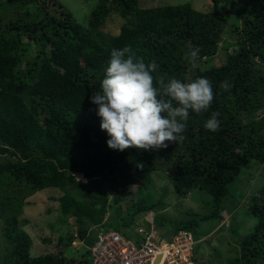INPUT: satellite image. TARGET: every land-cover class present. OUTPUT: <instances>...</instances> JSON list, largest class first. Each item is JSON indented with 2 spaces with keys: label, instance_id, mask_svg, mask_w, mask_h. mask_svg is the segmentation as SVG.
<instances>
[{
  "label": "trees",
  "instance_id": "obj_1",
  "mask_svg": "<svg viewBox=\"0 0 264 264\" xmlns=\"http://www.w3.org/2000/svg\"><path fill=\"white\" fill-rule=\"evenodd\" d=\"M95 1L83 25L53 0H0V235L6 244L0 264H90L85 240L114 231L104 222L109 200L130 195L134 214L150 211L154 204L139 199L137 185L158 170L179 199L196 190L211 198L208 215L197 222L187 214L176 232L193 234L200 221L216 219L233 233L238 251L227 264H264V184L244 202L256 221L246 235L227 210L240 173L252 163L264 165V0H210L211 12L188 3L141 8L143 0ZM113 15L122 24L109 35L102 27ZM125 46L145 63L155 60L166 78L211 82L212 105L207 112L190 111L182 142L149 151L107 147L91 97L100 90L112 49ZM193 47L201 49L195 69L185 59ZM219 52H227L224 62L205 67ZM226 79L229 90L220 87ZM213 111L220 113L216 132L204 127ZM51 188L62 192L61 214L77 224L81 253L70 248L73 236L65 243L59 237L46 254L32 252L22 205ZM42 242L54 244L49 237Z\"/></svg>",
  "mask_w": 264,
  "mask_h": 264
},
{
  "label": "rangeland",
  "instance_id": "obj_2",
  "mask_svg": "<svg viewBox=\"0 0 264 264\" xmlns=\"http://www.w3.org/2000/svg\"><path fill=\"white\" fill-rule=\"evenodd\" d=\"M53 1L54 4L63 5L73 14L77 22L83 25L86 24L87 17L96 4L95 0ZM186 3L200 12L212 11L210 0H143L139 5L141 8H150L164 5L176 6ZM29 10H31V6H29ZM32 10L34 9L32 8ZM121 24L122 19L113 15L108 18L102 27V31L109 35H116ZM231 45V41L227 39V43L224 46V48L228 49L227 52L233 49ZM227 52H219L217 56L209 59L205 67L222 64ZM3 158L0 157V159ZM77 181L86 183L80 176L77 177ZM235 182L229 188L231 199L227 205V210L231 212L232 219L231 217L230 219L234 220L233 222L238 226L239 234L246 235L254 227L256 221L248 215L247 206L244 205V202H246V198L257 192L261 184H264V165L252 163L248 169L240 173ZM137 188L136 194L141 195L139 199H143L146 204L153 203L154 208L150 211L134 214L136 207L132 205L133 196L129 195L126 200L119 203L109 200L107 215L104 220L105 223L111 224V230L118 232L125 239L133 241L135 244L140 242L136 230L139 227L147 228L145 217L149 213H153L157 237L161 240H170L177 233V222L188 219L187 214L195 215V220L197 221L199 217L208 215L210 212L211 198L206 192L196 190L185 198L179 199L164 170L145 174ZM61 195L62 192L51 188L38 191L24 200L22 205L23 214L20 219L28 220L27 224L23 225V229L32 239L33 253L46 254L50 251V247L55 248L59 237L65 243L69 236L74 237V241L70 243V248L77 253L83 251V244L77 237V224L72 218H64L60 212V205L57 199ZM123 222H126L127 225L124 226ZM218 224L216 219H210L200 221L199 225L193 228V238L196 242L194 246L195 264H227L229 260L238 256L233 233H228L222 227L219 228ZM1 228L2 225L0 224V230ZM97 231L99 229H96L95 233ZM45 237L52 239L54 244H50V242L44 244L42 239ZM94 242V237L86 239V248L89 249ZM5 246V239L0 235V252L3 251Z\"/></svg>",
  "mask_w": 264,
  "mask_h": 264
},
{
  "label": "clouds",
  "instance_id": "obj_3",
  "mask_svg": "<svg viewBox=\"0 0 264 264\" xmlns=\"http://www.w3.org/2000/svg\"><path fill=\"white\" fill-rule=\"evenodd\" d=\"M200 51L193 47L185 56L193 69L198 67ZM158 69L155 60L145 63L131 46L112 49L100 90L91 97V103L97 106L100 128L109 137V149L149 151L166 148V142H182L190 111L201 113L210 109L214 93L207 78L182 82L175 77L166 78ZM220 87L229 90L231 85L226 79ZM219 115L213 111L205 129L218 131Z\"/></svg>",
  "mask_w": 264,
  "mask_h": 264
},
{
  "label": "built area",
  "instance_id": "obj_4",
  "mask_svg": "<svg viewBox=\"0 0 264 264\" xmlns=\"http://www.w3.org/2000/svg\"><path fill=\"white\" fill-rule=\"evenodd\" d=\"M147 229L139 227V243L119 233H98L90 247V264H195L196 244L190 231L180 230L170 240L157 237L153 213L146 217Z\"/></svg>",
  "mask_w": 264,
  "mask_h": 264
},
{
  "label": "crops",
  "instance_id": "obj_5",
  "mask_svg": "<svg viewBox=\"0 0 264 264\" xmlns=\"http://www.w3.org/2000/svg\"><path fill=\"white\" fill-rule=\"evenodd\" d=\"M149 214H150V213H149ZM149 214H148V215H149ZM147 217H148V216H147ZM145 219H146V218H145ZM137 235H138V234H137ZM163 240H164V239H163Z\"/></svg>",
  "mask_w": 264,
  "mask_h": 264
}]
</instances>
